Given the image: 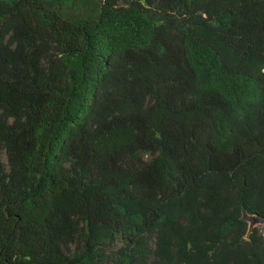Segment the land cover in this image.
Wrapping results in <instances>:
<instances>
[{"label": "trees", "instance_id": "1", "mask_svg": "<svg viewBox=\"0 0 264 264\" xmlns=\"http://www.w3.org/2000/svg\"><path fill=\"white\" fill-rule=\"evenodd\" d=\"M2 154L0 264H264V0H0Z\"/></svg>", "mask_w": 264, "mask_h": 264}, {"label": "water", "instance_id": "2", "mask_svg": "<svg viewBox=\"0 0 264 264\" xmlns=\"http://www.w3.org/2000/svg\"><path fill=\"white\" fill-rule=\"evenodd\" d=\"M243 219L247 224H249V230L246 239L249 240L250 236L255 232L259 227H264V218L259 216H252L244 213Z\"/></svg>", "mask_w": 264, "mask_h": 264}, {"label": "rangeland", "instance_id": "3", "mask_svg": "<svg viewBox=\"0 0 264 264\" xmlns=\"http://www.w3.org/2000/svg\"><path fill=\"white\" fill-rule=\"evenodd\" d=\"M97 1H99V0H97ZM96 7L95 6H92V9H95ZM93 13V12H92ZM0 159H1V161L4 163V165H5V171L6 172H9V167H8V162H7V157H6V155L5 154H2L1 156H0ZM260 231H264V227H259L258 228ZM248 230H249V224H248Z\"/></svg>", "mask_w": 264, "mask_h": 264}]
</instances>
